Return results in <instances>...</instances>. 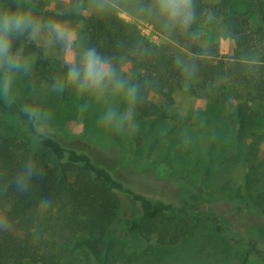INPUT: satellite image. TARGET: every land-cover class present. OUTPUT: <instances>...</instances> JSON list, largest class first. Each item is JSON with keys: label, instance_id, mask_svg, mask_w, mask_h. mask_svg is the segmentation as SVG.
<instances>
[{"label": "trees", "instance_id": "obj_1", "mask_svg": "<svg viewBox=\"0 0 264 264\" xmlns=\"http://www.w3.org/2000/svg\"><path fill=\"white\" fill-rule=\"evenodd\" d=\"M80 1L93 10L86 28V49H95L110 63L115 79L124 83V92L135 89L131 105L137 124L147 123L150 129L162 124L176 92L188 89L193 96L226 106L228 122L223 119L221 123L225 127L232 123L233 128L222 129L224 137L213 131L210 147L220 148L226 158L238 157L243 140L263 116L254 105L264 106V0L248 4L249 13L258 20L254 26L249 16L232 15L234 4L226 0L213 5L192 0L190 24L186 28L177 24L173 41L163 46L148 41L105 1L103 9L97 7V0ZM136 1L141 8L146 4V0ZM7 8L27 11L40 24L58 23L66 16L44 0H0V11ZM227 21L245 58H216V48L203 49L193 41L200 28H217ZM29 34L13 40V52L20 50L27 67L13 72L7 95L2 87L5 69L0 68V264H64L80 252L95 264H110L120 241L117 216L126 200L140 213L126 222L127 232L157 235L160 245H176L205 223H214L220 232L217 216H204L186 203L156 199L137 190L118 169L82 146V141L64 134L59 111L98 115L103 92L108 98L116 88L110 84L103 91L79 92L67 83L70 65L54 63ZM177 48L185 49L184 53ZM19 84L26 89L22 94L14 92ZM34 85L43 89L37 95L45 100L29 95ZM157 95L164 97V104L151 99ZM100 120L92 142L107 138L118 142L113 123L107 126L101 116ZM173 120L186 124L178 115ZM218 127L215 124L214 129ZM141 134L138 131L134 136L136 146L142 144ZM243 161L246 193L238 191L229 199L245 202L264 218V192L254 188L256 176L264 171V159L247 154ZM20 176L25 177L23 187L17 184ZM256 254L264 263V254L259 250Z\"/></svg>", "mask_w": 264, "mask_h": 264}, {"label": "rangeland", "instance_id": "obj_2", "mask_svg": "<svg viewBox=\"0 0 264 264\" xmlns=\"http://www.w3.org/2000/svg\"><path fill=\"white\" fill-rule=\"evenodd\" d=\"M44 1L49 7L66 15L56 24L66 26L76 34L72 55L78 61L87 50L86 28L93 14L92 8L80 0ZM104 1L116 16L135 24L141 34L153 44L163 46L173 41L176 25H167L152 9L154 0H146L142 8L136 0ZM221 1L204 0L209 5L219 4ZM226 1L234 4L232 15L249 16L252 26L257 24L256 15L249 13L250 0ZM29 39L52 58L54 63L70 65L65 44L50 30L48 24H40L39 31L35 34L30 32ZM193 41L203 49L216 48V58H245L244 52L237 47L231 36L228 21L217 28H200ZM176 50L184 53L185 49ZM252 58L257 56L252 55ZM25 91L21 84L14 88L16 93L22 94ZM42 92L43 89L37 85L28 91L34 97ZM104 94L103 92V99L96 109L98 115L92 111L77 116L59 111L58 121L65 125L64 134L75 137V142L82 141V146L118 169L119 174L130 180L137 190L156 199L186 203L193 211L204 216H217L221 219L222 229L218 232L214 223H205L192 230L176 245H160L157 235L127 232L126 222L138 217L140 213L134 203L126 200L118 212L115 228L120 241L110 264H264L256 254V250L264 254V218L248 209L245 202L229 199L230 195L238 191L243 195L246 193L243 158L249 154L250 157L255 155L260 160L264 159V106L254 105V108L261 110L263 116L248 131L249 136L243 140L242 150L232 160L226 158L220 148L210 147L213 131L218 130L219 135L223 136L222 129L227 132L233 128L232 123H228L226 127L221 123L223 119L228 122V111L223 103L193 96L188 89L178 91L174 95V105L167 109L169 117L150 129L149 124L142 122L139 125L135 121L131 98L126 92L113 89L108 98ZM151 99L159 105L165 103L162 95ZM109 113L113 114L111 118H108ZM175 115L183 117L186 124L175 123ZM100 116L107 126L110 122L113 123L117 129L118 142L112 143L108 138L102 143L92 142V134L101 121ZM215 124L219 126L216 130ZM138 131H142L141 146H136L134 141ZM254 188L255 192H264V171L256 176ZM118 222L123 226H118ZM88 263L95 264L83 252L73 254L70 262H64Z\"/></svg>", "mask_w": 264, "mask_h": 264}, {"label": "clouds", "instance_id": "obj_3", "mask_svg": "<svg viewBox=\"0 0 264 264\" xmlns=\"http://www.w3.org/2000/svg\"><path fill=\"white\" fill-rule=\"evenodd\" d=\"M97 7L104 8V0H97ZM152 9L169 26L187 27L193 17L192 0H154ZM48 27L57 38L65 44V51L70 64L67 83L75 85L77 90L84 92L103 91L110 84L116 89H123L124 83L115 79V71L110 63L102 58L95 49L85 50L77 61L72 55V46L76 34L66 26L49 22ZM40 22L29 12L7 8L0 11V68L5 69L3 78L4 93L7 95L14 71L26 68L20 50L13 52V40L26 32L35 34L39 31ZM127 95L135 99V89L127 91ZM113 114L109 113L111 118ZM27 167H31L28 165ZM25 177L17 178V184L23 187Z\"/></svg>", "mask_w": 264, "mask_h": 264}]
</instances>
